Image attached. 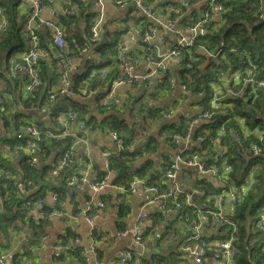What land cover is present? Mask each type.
<instances>
[{
  "label": "crops",
  "instance_id": "obj_1",
  "mask_svg": "<svg viewBox=\"0 0 264 264\" xmlns=\"http://www.w3.org/2000/svg\"><path fill=\"white\" fill-rule=\"evenodd\" d=\"M63 1L54 0V4L60 6ZM148 1L155 9L160 10L162 6H172L170 1L173 0ZM80 2L85 7V11L79 12L76 20L68 26L72 34V41L76 40L73 45L67 40L69 33L61 19L65 17H59L67 41V53H73L78 48L79 44L76 42L85 37L86 27L98 16L96 0H80ZM105 2L106 15L100 27V38L97 42L118 43L121 39L128 38L130 43L128 54L136 57V61L132 64L130 70L131 73L134 75L147 73L149 67L144 57L145 46L142 45L140 40L141 31L144 27V20L141 17L144 16L131 10L130 6L121 8L114 6L110 0ZM164 2H169L170 4L165 5ZM212 3V0H198L195 4L189 5L181 13V17L177 19L174 30L184 34L186 25L198 19L206 9L212 7ZM219 8L217 5L212 7V19L215 21L214 25L216 28L222 22ZM44 16L51 19L55 17L50 9L45 11ZM39 35L41 46L49 53L50 59H54L53 46L48 32L43 30ZM175 37L174 33H166L165 30H161L158 37L150 45L152 53L157 50L161 52L167 51ZM88 45L90 47H87L85 52L75 58L73 65H71L70 75L79 71L89 59H96L92 52V44ZM20 53H12L10 55L17 58ZM204 64L205 62L202 66ZM168 65L169 67L164 73L151 74L149 78L141 80L138 86H120L117 88L118 93H128L132 101L136 98V101L133 103L131 101L123 111L114 110L102 113L94 110L92 106L93 100L103 95L108 90L107 86L94 88L95 92L91 96H79V102H83L92 109L90 113L95 117L97 126L91 130L87 144H78L76 146L74 165H89L88 177L93 180L107 177V185L98 192H93L89 188H84L83 190L66 188L61 190L60 199L64 204L65 215L59 219L54 217L47 218L43 214L28 211L29 218H25L24 222L21 221L22 219L17 214L0 216V251L6 255V264H78L82 255L89 257L90 262L92 261L91 264H116L118 256L125 251L133 253L135 258L131 262L132 264H197L181 250L182 240L185 237L184 222L174 217L172 213H166L163 217L158 215L157 205L149 202V194L142 190L143 184L148 182H152L162 188L167 186V182L165 183L164 180L167 165L165 157L169 153L177 154L182 149L181 144L175 145L167 140L169 144L163 138H158L159 127L162 126L163 129L169 130L177 124L180 125L181 119H187L202 109L198 97L191 95L190 92L186 95L179 93V82L181 81L177 60H171ZM41 66L46 68L49 76L48 83L55 89L58 86L56 83L57 74L52 70L48 62L42 61ZM109 70V66L103 67L99 75L103 77L109 73ZM228 71L230 72L229 74L227 73ZM228 71L221 82L222 87L225 89L229 88L230 82L233 81L232 70L229 69ZM52 78L55 80H52ZM169 83H173L177 89L173 94L166 89ZM3 87V82L0 81V92ZM41 94L43 95V91ZM44 96L46 98V93ZM30 98L33 97L29 95V99L26 98V100L30 101ZM42 103L39 102V105H32L29 108L24 107L26 111L29 110V120H38V123L43 121L44 124L49 125L51 120L48 115L38 109ZM140 104L173 108L174 112L168 119H161L157 122L151 119V123H149V118L144 120L142 116L137 115ZM203 122H198L195 127H198ZM120 128H125L132 133V136L128 137L130 150H133L135 146L138 147L145 144L148 136H152L156 141V145L150 142V146L154 147L153 153L137 154L133 161L134 169L149 165L146 174L142 177H133V179L141 180L135 185V191H131L128 186L116 184L115 173L105 166V160L119 150L118 138L122 140L118 135H121L118 131ZM69 131L75 133V126H70ZM217 133L219 137L212 139L210 141L211 144H208L209 152L214 154L221 150L228 153L231 146L225 148L219 139L224 136L225 128H219ZM187 144L195 150L199 146V143L194 138H190ZM242 154L247 160H253L251 155L245 152ZM56 155V153H53V157ZM51 158L41 160L36 166L38 174L35 175L36 179L34 181L29 178L30 195L33 197L44 195L46 197V209L52 205L51 193L53 192L48 188V180L58 183L60 181L58 178L64 175L60 173L55 180L50 178L48 172ZM147 159L150 160L146 162ZM201 161L208 166L215 164H212L209 155L204 156ZM10 162L16 171L17 179H27L22 171L23 160L21 154H12ZM260 166L259 163L254 162L246 176L245 182L241 184L239 189L244 196L253 183L254 173L258 172ZM101 173H103V176L100 177ZM176 173V185L178 186L176 197L181 202H184L185 198L189 199L191 210L188 213L193 215L191 218L198 217L204 211L216 209L217 198L215 195L219 193L222 186L219 180L209 174L200 173L194 167L183 165H178ZM62 180L63 177L60 181L61 184ZM98 202H102L103 205L99 206ZM87 204L91 206L89 213L97 215L94 224L95 238L90 234L89 223L85 220L82 212ZM261 204L259 210L264 207V199ZM142 212H145L147 216L140 218ZM221 212L227 216L234 213V209L231 210V204L228 200L222 203ZM256 219L257 214L251 217L253 224V227H251L246 218L245 230L249 235L248 237L244 235L242 239L238 240V242L236 241V245L239 244L244 249L245 258L257 257V249H259L260 254L263 253L264 255V235L257 233ZM136 225L141 226L144 231L141 248L137 246L131 236L132 229ZM202 226L203 230L201 232L208 242V250L205 259L200 264H223L222 257L218 256L217 243L225 238L226 231L229 228L225 226L209 230L205 222L202 223ZM58 242L67 246L63 249L60 256H56L53 253V247ZM234 249L236 251V248Z\"/></svg>",
  "mask_w": 264,
  "mask_h": 264
},
{
  "label": "trees",
  "instance_id": "obj_2",
  "mask_svg": "<svg viewBox=\"0 0 264 264\" xmlns=\"http://www.w3.org/2000/svg\"><path fill=\"white\" fill-rule=\"evenodd\" d=\"M71 1L77 8V13L61 19L69 33L67 40L71 45H73L76 40L74 39V41H72V34L70 33L68 26L69 24L73 23L74 20H76L79 12L85 11V7L80 2V0ZM185 1H187L186 4L181 3L180 0L170 1L172 4L169 2H164V4H170L172 6L178 5L183 12L187 7H189V5L195 4L198 0ZM0 5H2L4 8V16L6 18L3 34L0 35V81L3 82L4 86L0 92V99L4 95L10 94L15 99V101L20 100L23 107L25 106L29 108V106L32 105L37 106L39 105L38 101L43 102L45 100L44 94H47L50 90H53L51 85L48 83L49 76L46 68L40 66L39 75L42 82L41 91L35 97L30 98L29 101L26 100L27 95L24 96L19 92L20 88L18 80L10 76V66H7V64L14 61L15 58L10 54L20 53L27 47L26 40L28 41V38L25 27L29 12L26 10L22 11L20 9V0H0ZM216 5L220 7V18L222 19L221 24L217 28L214 25L215 21L212 19V10L211 19L207 21L204 30L201 31L197 36L195 45H203L208 50L215 51L219 47L220 42H222V51L219 52L218 57L215 60H208L209 58L201 56L197 61H193L191 63L192 65H188L186 61L181 59L177 61V65L180 68L179 78L181 82H179V85L184 84L189 89L191 95L198 97L200 107L204 110L209 109L211 105L210 101L213 93V86H211V84L222 82L221 79L223 74H225L229 69L232 71L237 69L240 66L239 62L241 58H244L247 55L251 56L253 61L257 64L260 72L264 73V20L259 19L261 13L264 15V0H218L217 3H212V7H215ZM130 8L136 12L132 6ZM208 13L210 16L209 11ZM168 16L172 20L178 17V15L172 12H170ZM141 18L144 20V27L150 23L146 17ZM89 27L90 25L86 27L85 37L82 40H78L76 43H78L79 46L86 47H90L88 44H92V52L96 56V59H89L79 71L70 75V81L68 85V89H70V91H68L69 93L65 94L64 96H60V98L57 99L48 110H43L51 121L49 125H46L43 123V121H40L39 125L37 126L41 129L50 128L51 130L55 131L58 126V116L70 109L77 111L78 114L83 118L87 116V120L92 125V129L97 126L95 117L90 113L92 112V109L87 107L83 102H79L78 92L85 87L92 89L97 87H109L115 78H117L119 70L116 64V54L119 41L118 43H111L108 41L98 43L97 41H92ZM42 31L43 29L39 28L37 33H41ZM171 43L173 44L174 42ZM204 62L205 64L202 66ZM106 66H109L110 68L109 73L102 77L99 75L100 70ZM53 79L54 78H52V80ZM56 83L58 84V76ZM170 85L171 84H169L166 89H168ZM229 87L233 90H240L241 96L225 97L224 101L230 104V107L227 108L228 113L225 115H214L211 120L204 121L198 127L192 129V138L196 140V138L199 136L203 137L204 140H207L206 147L208 148L210 141L219 137L217 133L219 128L224 127L225 129H228L231 125L233 128H237V117L244 119L245 125H247L246 128L249 131L247 134L246 145H248L249 142L259 143V135L253 133L251 130L255 126L264 128V89L259 88L257 90H253L250 86L234 84V82H231ZM42 91L43 95L41 94ZM135 101L136 98L132 101V103ZM43 106L44 104L42 105V108ZM99 111L102 113L107 112L105 110ZM137 115L142 116L144 120L149 118V123H151V119L155 120L156 122L161 119L165 120V118H162V116L159 115L158 110L153 108V106H148L145 104H140ZM113 119L115 120L114 117ZM28 121L29 110L26 111V109H11L0 100V125L2 124V126H0V144L4 141L11 142V140L15 138L17 132L14 133V131L17 130V127L20 124ZM188 121L189 118H183L180 121V125L177 124L168 131L171 133L184 135L188 132ZM112 128L114 129V127ZM162 129L163 127L160 126L157 133V137L160 139H162L160 136V134L163 132ZM118 131L121 133V135L117 132L116 133L120 136V138H122L123 147L108 157V168L115 173L116 184L129 187L133 177H142L147 173V168L149 167V165H146V167L140 166L134 169L133 161L135 157L137 154L153 153L154 147L150 146V142H153L156 145V141L152 136H148L145 144L138 147L135 146L133 150H130L128 137H131L132 133L125 128H120ZM219 139L221 143H226L227 141L226 136H222ZM164 141L168 142L166 139H164ZM260 142H262L264 145V139ZM42 144L45 149V154L48 155L56 149L67 146L68 138L66 137L61 141L43 140ZM5 151L6 150L0 146V172H10L12 177H14V180L11 181L5 179L0 175V216L17 214L20 219H22L21 221L24 222L25 218H29V215L27 209L21 207L22 201L16 197L14 192L15 188L17 189L20 183V178L19 180L15 181L18 176H16V171L11 165L10 156L12 154H21L23 160L22 171L24 173V177L27 178L24 180H27V182H29V178L33 181L36 179L35 175L38 174V170L37 167L29 166L28 157L24 152L18 151L9 154L6 153L7 151ZM226 154L228 164L230 166V170L228 172L229 182H231L230 184L237 189H239L241 184L245 182L246 176L248 175L252 164L257 161L261 165L258 169V172L254 173L253 183L251 184L246 195L243 196L242 200L234 206V213L231 215V217L237 223L236 239L233 242L234 248H236L235 263L264 264V255L263 253L260 254L259 249H257V257L245 258L246 255L244 249L239 244L236 245V241L238 242V240L242 239L244 235L246 237L249 235L245 230L246 218L248 219L251 227H253L251 217L256 216V214L257 233L264 235V231L259 226L258 212L259 207L263 204H261V202L264 199V156L261 155L254 158L253 160H247L242 154L241 148L235 144L231 145L228 153ZM149 160L150 159H147L146 162ZM206 166L208 165L206 164ZM62 173L65 175L66 171ZM64 175L58 179L61 181L62 177L64 178ZM99 176H103V173H101ZM164 180L166 183V178ZM60 181L57 183L48 180L47 182L48 188L51 189V191H57L59 197L61 196V190L66 189L62 185L63 180L62 184ZM147 184L153 183L148 182ZM226 186H228L227 183ZM29 187L30 184L27 186V188L29 189ZM27 195L29 196V192ZM37 197L32 196V199ZM189 210H191L190 206L183 204L181 212L184 214L185 219L187 220H191V216H193L188 213ZM43 216L46 217V214ZM94 230L92 232V237L95 238ZM82 261H84L83 255L81 256L79 262Z\"/></svg>",
  "mask_w": 264,
  "mask_h": 264
},
{
  "label": "built area",
  "instance_id": "obj_3",
  "mask_svg": "<svg viewBox=\"0 0 264 264\" xmlns=\"http://www.w3.org/2000/svg\"><path fill=\"white\" fill-rule=\"evenodd\" d=\"M106 0H96L98 16L90 24L89 32L92 41H98L100 38V27L103 24L106 15ZM114 6L126 8L127 6H134L141 13L148 16L154 23L163 25L165 28H170L171 22L166 20L162 21L160 18L163 8L160 10L155 9L153 5L148 0H110ZM213 1V0H212ZM20 2L26 6L33 7V13L31 14L29 20L27 21V47L24 51L20 53L14 61L7 64L10 66V76L16 78L19 83H21L24 92H26L27 99L29 95L35 97L41 91V77L39 75V70L42 61H46L50 64L52 70L58 76V86L50 90L46 94L45 101L41 104L38 109L43 112V104H53L57 99L60 98L61 94H64L70 89H67L68 81H70L71 65H73L75 58L81 53L87 50V47H78L73 53H67L66 51V40L63 25L61 24L59 17H68L77 13V8L73 5L71 0H64L60 6L54 4V0H20ZM48 3L51 6V12L55 16L53 19H46L42 17L45 4ZM131 7V6H130ZM212 7H209L205 12L196 20L189 22L186 27L184 34L176 41L175 47L167 54L160 55V59L156 60L153 58V53L151 51L152 41L158 37L160 33V28L157 26L150 25L142 36L141 42H146L149 45L145 47V60L149 67V71L145 74L134 75L131 73L132 64L136 61L127 57L128 50L130 49V43L128 38H123L118 43L116 63L119 70L117 78L112 82L110 88L100 97L94 99L92 105L95 110H110V111H123L131 101V97L128 93H118L117 88L120 86H138L140 81L148 78L150 72L157 69H166L168 66L167 59L170 56H175L178 59L184 60L188 65H192L193 61H197L199 57L205 56L209 58L208 60H215L218 57V52L222 51L220 42L217 50H208L203 45H195L197 36L201 31L204 30L205 24L211 19ZM210 12V16L209 13ZM4 8L0 5V35L3 34V30L6 24V18L4 16ZM260 19L264 20L263 13L260 14ZM42 28L48 32L53 46L54 59H50L49 53L41 46L40 35L37 30ZM231 50V48H230ZM233 50V49H232ZM245 74L243 78V83L252 87H264V73L260 72L257 64L253 65L250 61H247L246 65H243L241 70ZM240 72L235 74L239 75ZM222 81V79H221ZM214 83L211 84L213 86ZM188 89V88H187ZM189 90V89H188ZM95 92V89L85 87L81 89L78 94L80 97L91 96ZM175 91H169L173 94ZM219 98L217 96L213 97L211 101L212 109L204 110L203 108L198 112L199 114L192 118L190 126L201 120H211L213 115L217 113H224V110L220 108V103L217 102ZM40 101H38L39 103ZM172 111L165 113V116H170ZM39 125L36 120H29L22 125V131L16 133L15 138L11 142L4 141L0 144L1 147L10 150L13 148L15 151L24 152L28 156V162L30 167H36L41 160L49 159L52 157L48 175L52 180H55L60 173L66 171L63 178V186L68 189L83 190L84 188H89L93 192H98L102 190L107 185V177H103L98 180H93L88 177L89 165L87 164H75L74 151L78 144H87L89 141V134L92 130V125L88 122L87 118L81 117L77 111L68 110L62 113L58 120V127L56 131L49 129H38ZM70 126H75L76 132L71 133L69 131ZM161 133L162 136L168 137L167 140L172 144H181L184 149L185 154L166 155L167 169L165 171V178L168 179L169 185L167 189H161L159 186L154 184H149L143 188V191L149 194V202L158 205V209L161 212H174L177 213L180 208V203L174 198V194L177 190L174 184L176 176V167L178 164H183L187 166L195 167L202 174H209L215 177L217 180L221 181L223 185L226 184L228 177L225 173L230 170V166L227 160V152H222L221 150L212 154L206 147L207 140H203L201 137L198 138L199 146L198 148H203V154L209 155L212 166H206L203 162H200L201 155L197 152H192L193 148L187 144L188 135L179 136V134L171 133L168 130L163 129ZM230 141L226 144L229 147L233 144L241 148V152L251 155L252 159L264 155V145L262 141L264 136H259L258 142H249L246 145L247 134L249 131L245 129L229 130ZM24 134L29 137L25 141L23 138ZM68 138V145L60 149H56L50 154H45V149L42 144L43 140H55L61 141L64 138ZM1 142V140H0ZM119 150L122 148V140L118 138ZM53 153L57 155L53 157ZM108 168V165L105 164ZM220 167V168H219ZM7 179L13 181L14 177L7 175ZM19 179H16L17 181ZM137 182H141L140 179H133L130 182L129 189L134 191V185ZM29 182L27 180H20V183L15 188L14 192L17 198L22 201L23 208L27 209L28 212L42 213L43 210H48L47 216L59 219L65 215L64 204L60 199L57 191L51 193V207L45 208V196H40L32 199L27 186ZM241 190L237 188H232V186L226 188L222 187L220 194L217 196V206L220 209L222 203L228 200L231 204V210L234 206L238 204L241 197ZM29 197V198H28ZM189 202V199H187ZM172 203V205H169ZM102 206V202L97 203ZM190 204V203H189ZM191 206V204L189 205ZM91 206L87 204L86 208L82 211L85 220L89 223L90 234L92 235L95 229V219L97 215H91L89 213ZM187 214V213H186ZM147 214L142 212L140 218L146 217ZM259 226L264 231V207L261 209L259 214ZM209 221L211 226H227L229 230L232 229L233 232L236 231L235 221L223 214L220 210L204 211L199 214L198 217L192 218L191 220H186L184 222L183 228L186 236L182 240V250L192 258L193 262L200 264L205 258V245L208 244L207 240L204 238L201 232V221ZM132 239L141 248L143 245V229L141 226L136 225L133 227L131 232ZM232 238L226 240H220L217 243L218 256H221L224 264H234L233 257L235 254V249L231 244ZM67 246L61 242L54 245L53 250L56 256H60V253ZM134 255L130 251L122 252L116 261V264H132L134 260ZM6 255L0 253V264H5ZM84 264V263H80Z\"/></svg>",
  "mask_w": 264,
  "mask_h": 264
},
{
  "label": "bare ground",
  "instance_id": "obj_4",
  "mask_svg": "<svg viewBox=\"0 0 264 264\" xmlns=\"http://www.w3.org/2000/svg\"><path fill=\"white\" fill-rule=\"evenodd\" d=\"M181 1V3H183V4H186V2L187 1H185V0H180ZM51 5L50 4H48V3H46L45 4V8H44V11H43V14H42V17H44V18H46V19H51V18H47V17H45L44 16V13H45V11L46 10H48V9H50L51 10V7H50ZM132 6V5H131ZM134 9H135V11L137 12V13H139V14H141V15H143L144 17H146L149 21H150V23L148 24V25H146L145 27H143V30L141 31V35H140V40H142V36H143V34H144V32L146 31V29L150 26V25H152V26H155V27H159L160 28V31L161 30H165L166 31V33L168 32V33H174L175 35H176V37H175V40L173 41L174 43L173 44H171V46H170V48L167 50V51H165V52H161V51H159V50H157V51H153V58L154 59H156V60H158V59H160L161 57H160V55H162V54H167L168 52H170L174 47H175V45H176V41H177V39L180 37V35H182L183 33H180V32H178V31H176V30H174V26H175V23H176V21H177V19L179 18V17H181V13H182V11H181V8L178 6V5H174V6H170V7H167V6H163L162 8H163V10H162V12H161V15H160V18H161V20L162 21H166V20H168V21H170L171 22V25H170V28H165L163 25H159V24H157V23H154L148 16H146V15H144L143 13H141L138 9H136L134 6H132ZM20 9L22 10V11H28V12H30V13H28V20H29V18H30V16H31V14L33 13V7L32 6H26V5H24V4H22L21 2H20ZM170 12H172V13H174V14H176V15H178V17L176 18V19H170L169 18V16H168V14L170 13ZM27 20V21H28ZM27 24V23H26ZM25 31H27V26L25 27ZM220 52V51H219ZM219 52H218V54H219ZM127 57H129V58H131V59H133V60H135V58L136 57H132V56H129V54L127 55ZM171 60H180V59H178L177 57H175V56H170L168 59H167V62H168V64H169V62L171 61ZM247 61H250L253 65H256V63L253 61V59L251 58V56H249V55H247V56H245L244 58H241L240 59V62H239V64H240V66L237 68V69H235V70H233L232 71V77H233V81H231V82H234V84H241V85H245L244 83H243V78L245 77V74H244V72H242V71H238V70H241V68H242V66L243 65H246V63H247ZM168 67H169V65L167 66V68L166 69H164V70H162V69H157V70H153L152 69V71L150 72V74H149V76L151 75V74H154V73H159V72H165L167 69H168ZM236 72H240L239 73V75H237V74H235ZM228 74L230 73L229 71L227 72ZM226 73V74H227ZM225 74H223V76H222V79H224L226 76H224ZM149 76H148V78H149ZM14 78V77H13ZM230 82V83H231ZM19 83V82H18ZM169 84H171L170 85V87L168 88V92L169 91H177V89L175 88V85H173V83H169ZM68 85H69V81H68ZM68 85H67V89H68ZM246 86H248V85H246ZM250 87H252V86H250ZM19 88H20V90H19V92L21 93V94H23L24 96L26 95V92H24V89H23V87H22V85H21V83H19ZM264 89V87H252V89L253 90H257V89ZM212 90H213V93H212V96H211V101H212V99H213V97H215V96H217L219 99L217 100V102L218 103H220V108H222L223 110H224V113H217V114H215V115H218V114H220V115H225V114H227L228 113V109L227 108H229L230 107V104H228V103H226L225 101H224V99H225V97L226 96H231V97H238V96H241V91L240 90H233L232 88H227V89H225L224 87H222V85H221V83H216V84H214L213 85V87H212ZM189 92V90L187 89V87L184 85V84H182V85H180L179 86V93H181L182 95H186L187 93ZM67 93H69V92H66V93H64V94H61L60 96H64L65 94H67ZM5 105H7V106H9L11 109H18V110H25L26 108L25 107H23L22 106V103L20 102V100H17V101H15V99L10 95V94H8V95H4L1 99H0ZM210 101V102H211ZM52 104H44V106H43V110H48L49 109V107L51 106ZM151 106V105H150ZM153 108H155L156 110H158V112H159V115L160 116H162V118H165V119H168V118H170L171 116H172V114H173V112H174V109L173 108H164V107H161V106H158V105H155V106H153ZM213 107H212V105H210V108H209V110H211ZM172 111V113H170V116H168V117H166L165 116V113H167V112H169V111ZM208 110V109H207ZM199 113H194V114H192L190 117H189V121H188V132L186 133V134H184V135H179V136H185V135H188V141H189V139L190 138H192V129H194V127H195V125L198 123V122H196V123H194V124H192L191 126H190V123H191V120H192V118L193 117H195V116H197ZM62 115V114H61ZM61 115H59L58 116V118H57V124H58V120H59V118H60V116ZM214 116V115H213ZM201 121H206V120H201ZM209 121V120H208ZM200 122V121H199ZM26 123V122H25ZM236 123H237V128H233V126L231 125L228 129H225V134H224V136H226L227 137V141H226V143L228 142V141H230V135H229V133H228V131L229 130H232V129H234V130H237V129H245L246 127H247V125H245V121H244V119L243 118H240V117H237L236 118ZM24 124V123H23ZM23 124H20L18 127H17V130H15L14 131V133H18V132H21L22 131V125ZM58 127V126H57ZM37 128L38 129H41V128H39L38 126H37ZM223 128V127H222ZM57 129V128H56ZM52 131H54V130H52ZM56 131V130H55ZM253 133H256V134H258L259 136H262L263 135V132H264V128H260V127H254L252 130H251ZM1 134V133H0ZM160 136L163 138V139H166L167 140V138L168 137H166V136H162L161 134H160ZM26 140L28 139V135L27 134H24V136H23ZM199 137H201V136H199ZM198 137V138H199ZM229 137V138H228ZM198 138H196V141L198 142L199 140H198ZM203 140H204V138L203 137H201ZM25 140V141H26ZM5 149V148H4ZM6 151V153H9V154H11V153H13V152H18V151H15V150H13V148H11L10 150H7V149H5ZM202 150H203V147L201 148V149H197V150H195V149H193V151L192 152H197L198 154H200L201 155V158H200V162H202L201 161V159L205 156L204 154H203V152H202ZM74 153H75V151H74ZM177 154H185V155H187L188 153H185L184 152V149L182 148L181 149V151L179 152V153H177ZM177 154H167V155H173V156H175V155H177ZM215 154V153H214ZM28 157V156H27ZM166 160V159H165ZM166 163H167V160H166ZM204 163V162H203ZM28 164H29V162H28ZM105 164H107L108 165V161H107V159L105 160ZM205 164V163H204ZM167 165H168V163H167ZM178 165H183V164H178ZM206 165V164H205ZM183 166H187V165H183ZM178 167V166H177ZM176 167V168H177ZM187 167H193V166H187ZM195 168V167H194ZM229 172V171H228ZM228 172H226L225 173V176L226 177H228ZM9 174V176H11L12 177V174L10 173V172H0V175L3 177V178H5V179H7V175ZM177 174V173H176ZM166 182H167V186L166 187H164V188H161V187H159V188H161V189H167V187H168V185H169V183L170 182H168V179L166 178ZM221 182V181H220ZM137 183H139V182H137ZM136 183V184H137ZM226 183H227V185L228 186H226V184L225 185H223V183L221 182V184H222V186H221V189H222V187L223 186H225L226 188H228V187H230V186H232V188H234V186L233 185H231L230 183L231 182H229V177H228V180L226 181ZM135 184V185H136ZM174 184L176 185V176H175V181H174ZM135 185H134V188H135ZM149 184H143V187H142V190H143V188L145 187V186H148ZM176 187H177V190H176V192H175V194H174V198L176 199V201L178 202V203H180V208L178 209V211H177V213H174V212H161L159 209H158V205H157V212H158V214L159 215H161L162 217L166 214V213H172V215L174 216V217H176V218H179L182 222H185L187 219H185V216H184V214L181 212V210H182V206H183V204H185L186 206H189L190 204H189V202L187 201V199L185 198V201L184 202H181V201H179L178 200V198L176 197L177 196V193H178V186L176 185ZM220 189V190H221ZM135 191V190H134ZM220 194V191H219V193L217 194V195H215V197L217 198V196ZM243 192H241V197H240V199H239V201H238V203L242 200V198H243ZM224 203V202H223ZM169 205H172V203H170ZM263 208V207H262ZM261 208V209H262ZM261 209L259 210V214H260V211H261ZM215 210H220L221 211V208L219 209L218 208V206H216V209ZM47 212H48V210H43L42 211V213L41 214H47ZM46 217L47 218H50L49 216H47L46 215ZM229 217H231V215H229ZM260 217V216H259ZM203 222H205L206 223V226H207V228L209 229V230H211V229H213V228H216V227H225L224 225H221V226H219V225H217V226H211V224H210V222L209 221H205V220H203V221H201V231L203 230V226H202V223ZM235 223V225H236V231L235 232H233L232 231V229L231 230H227L226 231V236H225V238H224V240H226V239H229V238H232V241H231V244H232V246H233V248H234V245H233V242H234V240L236 239V233H237V223L236 222H234ZM187 233V232H186ZM186 233H185V236H186ZM143 239H144V231H143ZM142 247V246H141ZM205 253L207 252V250H208V244H206L205 245ZM181 250H182V245H181ZM63 251V250H62ZM61 251V252H62ZM183 251V250H182ZM184 252V251H183ZM0 253L1 254H5L4 252H2V251H0ZM61 254V253H60ZM235 255H236V251H235V254H234V257H233V263L234 264H236L235 263ZM84 257V261H82V262H79L78 264H80V263H84V264H91V262H90V259H89V257H86V256H83ZM118 259V258H117ZM203 259H205V258H203ZM194 263H196V262H194ZM5 264H6V259H5ZM223 264H224V262H223Z\"/></svg>",
  "mask_w": 264,
  "mask_h": 264
},
{
  "label": "water",
  "instance_id": "obj_5",
  "mask_svg": "<svg viewBox=\"0 0 264 264\" xmlns=\"http://www.w3.org/2000/svg\"><path fill=\"white\" fill-rule=\"evenodd\" d=\"M217 1H218V0H213L214 3H217ZM142 45L146 47V46H148L149 44L146 43V42H142ZM109 88H110V86L108 87V89H109ZM93 101H94V100H93ZM92 103H93V102H92Z\"/></svg>",
  "mask_w": 264,
  "mask_h": 264
},
{
  "label": "clouds",
  "instance_id": "obj_6",
  "mask_svg": "<svg viewBox=\"0 0 264 264\" xmlns=\"http://www.w3.org/2000/svg\"><path fill=\"white\" fill-rule=\"evenodd\" d=\"M213 2V1H212ZM214 3V2H213ZM66 18V17H65ZM259 19H260V17H259ZM261 20V19H260ZM131 101H132V99H131ZM130 101V102H131ZM132 103V102H131ZM93 106V105H92ZM95 110V109H94ZM96 111H99V110H96ZM105 111H110V110H105Z\"/></svg>",
  "mask_w": 264,
  "mask_h": 264
},
{
  "label": "rangeland",
  "instance_id": "obj_7",
  "mask_svg": "<svg viewBox=\"0 0 264 264\" xmlns=\"http://www.w3.org/2000/svg\"><path fill=\"white\" fill-rule=\"evenodd\" d=\"M219 83H221V82H219ZM256 163H258L257 161H255Z\"/></svg>",
  "mask_w": 264,
  "mask_h": 264
}]
</instances>
